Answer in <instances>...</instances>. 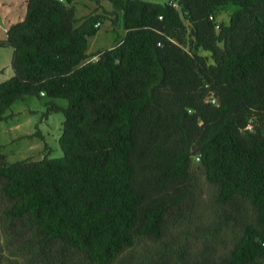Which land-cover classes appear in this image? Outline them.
I'll return each instance as SVG.
<instances>
[{"label":"trees","instance_id":"1","mask_svg":"<svg viewBox=\"0 0 264 264\" xmlns=\"http://www.w3.org/2000/svg\"><path fill=\"white\" fill-rule=\"evenodd\" d=\"M73 1L29 0L0 41L14 49L0 123L42 93L65 117L61 158L0 154L4 235L41 264H114L141 240L161 243L150 264H264V0H95L122 12L126 34L92 56L100 16L79 19ZM194 158L217 188L199 250L163 244L196 206Z\"/></svg>","mask_w":264,"mask_h":264},{"label":"rangeland","instance_id":"2","mask_svg":"<svg viewBox=\"0 0 264 264\" xmlns=\"http://www.w3.org/2000/svg\"><path fill=\"white\" fill-rule=\"evenodd\" d=\"M149 2L165 4L172 3L179 7L178 0H145ZM77 17L99 12V21L102 26L98 34L90 39L89 54H95L101 50L111 48L118 39L125 37L124 17L122 12L107 1L98 4L95 0H75ZM233 7H228L218 16V21L229 22ZM6 49H0V84L14 75L12 59ZM47 97H26L16 102L7 112L11 116L0 123V154L6 157L8 163H16L24 160L39 161L48 157L58 159L63 156L59 145V139L63 133L65 117L63 113L48 111ZM58 104L67 108L66 100H56ZM40 132L43 138L36 137ZM46 147H48L46 149ZM192 188L194 189L196 206L188 216V219L175 227L164 239L163 244L186 245L190 250H199L203 243L209 242L211 233L216 229L218 208L214 203L217 188L209 184L197 158L192 163ZM0 200V213L6 207ZM219 240L231 247L235 237L231 231H224ZM161 243L154 244L147 240L137 242L134 249L124 254L114 264H150L151 255ZM18 248V249H17ZM131 256V258H130ZM0 257L4 263L17 264H41L30 249H21L17 239H10L4 235L0 227ZM82 264V263H77ZM87 264V263H84Z\"/></svg>","mask_w":264,"mask_h":264},{"label":"crops","instance_id":"3","mask_svg":"<svg viewBox=\"0 0 264 264\" xmlns=\"http://www.w3.org/2000/svg\"><path fill=\"white\" fill-rule=\"evenodd\" d=\"M29 0H0V41H5L7 39L8 31L15 25L23 22L27 15V7ZM75 0L73 1L71 6L75 7ZM76 9V7H75ZM77 11V9H76ZM92 14H99V12H95ZM87 16H83V19ZM90 47V46H89ZM113 47V46H112ZM10 50L8 51V56L11 57L13 61L14 49L11 47L0 48ZM89 53V51H88ZM93 55V54H92ZM97 60V57L94 58ZM0 71H3L2 66H0ZM14 71V70H13ZM14 76V75H13ZM12 76V77H13ZM45 96H42L43 98Z\"/></svg>","mask_w":264,"mask_h":264},{"label":"built area","instance_id":"4","mask_svg":"<svg viewBox=\"0 0 264 264\" xmlns=\"http://www.w3.org/2000/svg\"><path fill=\"white\" fill-rule=\"evenodd\" d=\"M59 1H60V2H64L65 0H59ZM211 19H212V17H211ZM100 26H101L100 23L96 24V28H99ZM217 28H218V26H217ZM42 96H44L43 93H42ZM206 101H207V102H210V103H212V104H216V102H217V98L215 97V95H214L213 93H211V94H209V96L207 97ZM246 129H247V130H251L252 127L249 125ZM197 160L199 161V158H197Z\"/></svg>","mask_w":264,"mask_h":264}]
</instances>
